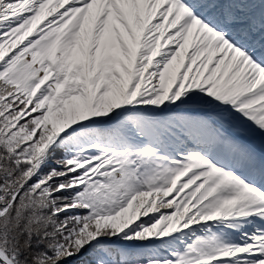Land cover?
I'll list each match as a JSON object with an SVG mask.
<instances>
[{
  "label": "snow or ice",
  "instance_id": "obj_1",
  "mask_svg": "<svg viewBox=\"0 0 264 264\" xmlns=\"http://www.w3.org/2000/svg\"><path fill=\"white\" fill-rule=\"evenodd\" d=\"M0 264H264V0H0Z\"/></svg>",
  "mask_w": 264,
  "mask_h": 264
}]
</instances>
